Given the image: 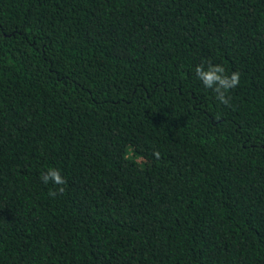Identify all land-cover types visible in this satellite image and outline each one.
<instances>
[{
  "label": "trees",
  "instance_id": "1",
  "mask_svg": "<svg viewBox=\"0 0 264 264\" xmlns=\"http://www.w3.org/2000/svg\"><path fill=\"white\" fill-rule=\"evenodd\" d=\"M0 264H264V0H0Z\"/></svg>",
  "mask_w": 264,
  "mask_h": 264
},
{
  "label": "clouds",
  "instance_id": "2",
  "mask_svg": "<svg viewBox=\"0 0 264 264\" xmlns=\"http://www.w3.org/2000/svg\"><path fill=\"white\" fill-rule=\"evenodd\" d=\"M197 79H199L204 87L212 89L216 94V99L223 105H231V97L228 95L231 89L237 87L240 83V74L232 73L230 76L225 74V68L222 65H212L208 62V68L205 70L203 64L195 69ZM42 181L47 184L49 182L58 186V190L49 191V196L55 198L59 194H63L66 184L59 169L50 168L46 173H42Z\"/></svg>",
  "mask_w": 264,
  "mask_h": 264
}]
</instances>
